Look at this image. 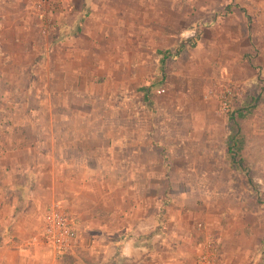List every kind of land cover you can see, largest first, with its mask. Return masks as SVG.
I'll use <instances>...</instances> for the list:
<instances>
[{"label":"rangeland","instance_id":"1","mask_svg":"<svg viewBox=\"0 0 264 264\" xmlns=\"http://www.w3.org/2000/svg\"><path fill=\"white\" fill-rule=\"evenodd\" d=\"M74 1L85 8L82 25L77 10L43 33L27 0L26 25L3 35L7 146L79 144L88 153L73 157L118 180L120 204L149 199L159 224H184L189 264L209 241L214 264H264V0ZM159 50L175 55L164 72ZM241 108L242 156L258 195L227 158L229 117ZM125 160L149 167L126 171ZM105 163L112 170H99Z\"/></svg>","mask_w":264,"mask_h":264},{"label":"crops","instance_id":"2","mask_svg":"<svg viewBox=\"0 0 264 264\" xmlns=\"http://www.w3.org/2000/svg\"><path fill=\"white\" fill-rule=\"evenodd\" d=\"M27 6V0H0V45L9 40L3 35H13L26 25ZM67 8L65 14L77 10L84 14L80 2L71 0ZM21 39L12 37L15 42ZM1 53L6 57V52ZM30 121L37 122L32 115ZM69 135L85 138L81 133ZM8 136L0 132V264H118L120 260L123 264H189L191 234L184 224L174 228L178 220L173 216L165 219L167 226L159 224L148 210L149 199L135 207L120 204L118 180L112 184L108 177L96 173L93 164L73 157L88 153L79 144L47 148L25 138L23 144L9 147ZM125 161L120 166L126 171L149 167ZM99 165L102 171L113 168L111 163ZM124 181L133 184L129 177ZM53 198L66 200L75 220L72 249L60 258H54L37 237Z\"/></svg>","mask_w":264,"mask_h":264},{"label":"built area","instance_id":"3","mask_svg":"<svg viewBox=\"0 0 264 264\" xmlns=\"http://www.w3.org/2000/svg\"><path fill=\"white\" fill-rule=\"evenodd\" d=\"M70 1L31 0L30 11L37 19L43 33H49L55 25V17L65 14ZM163 91L159 89L157 92L162 93ZM75 235V220L69 203L64 199H54L49 202L37 234L41 244L47 247L54 258H60L72 249ZM215 251L216 246L213 241H209L206 244V251L198 253L194 264H214Z\"/></svg>","mask_w":264,"mask_h":264},{"label":"trees","instance_id":"4","mask_svg":"<svg viewBox=\"0 0 264 264\" xmlns=\"http://www.w3.org/2000/svg\"><path fill=\"white\" fill-rule=\"evenodd\" d=\"M86 12L79 18V22L82 23L84 21V18L86 17ZM80 25V24H79ZM80 27V26H79ZM78 27V28H79ZM162 57L160 59V71L164 72V66H165V60L168 58H172L173 55L169 50H159L158 51ZM179 50H177L176 53H178ZM141 92L143 93V97L145 100H148V91L146 87L140 88ZM246 108H241L240 110H237V116L231 115L229 117V124L231 127V134L229 136V140H230V145L227 148V158L229 160L230 164L236 165L238 166L239 170L244 174V176L247 179V182L249 184V186L257 193L258 195V191L256 190V184L253 182L251 176H250V169L245 166L244 164V158L242 156V151L244 149V144H245V140H244V136L241 132V128L239 126V122L237 121L238 118H242V117H246ZM123 260H120L119 263H122ZM118 263V264H119Z\"/></svg>","mask_w":264,"mask_h":264}]
</instances>
